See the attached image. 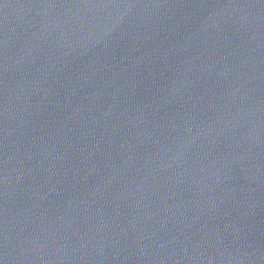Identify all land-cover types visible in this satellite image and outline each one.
Masks as SVG:
<instances>
[{
    "label": "water",
    "instance_id": "95a60500",
    "mask_svg": "<svg viewBox=\"0 0 264 264\" xmlns=\"http://www.w3.org/2000/svg\"><path fill=\"white\" fill-rule=\"evenodd\" d=\"M0 264H264V0H0Z\"/></svg>",
    "mask_w": 264,
    "mask_h": 264
}]
</instances>
